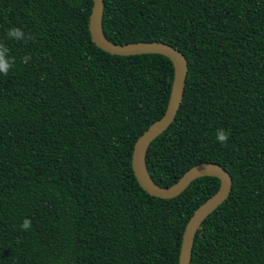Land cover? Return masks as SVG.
<instances>
[{"label": "trees", "instance_id": "1", "mask_svg": "<svg viewBox=\"0 0 264 264\" xmlns=\"http://www.w3.org/2000/svg\"><path fill=\"white\" fill-rule=\"evenodd\" d=\"M105 3L112 40L172 42L188 58L176 118L147 151L155 180L171 185L201 160L234 176L192 264H264V0ZM93 6L0 0V43L15 58L0 74V264H179L192 214L221 185L205 174L165 198L140 184L134 144L164 114L174 64L99 46ZM13 26L33 40L8 38Z\"/></svg>", "mask_w": 264, "mask_h": 264}, {"label": "water", "instance_id": "2", "mask_svg": "<svg viewBox=\"0 0 264 264\" xmlns=\"http://www.w3.org/2000/svg\"><path fill=\"white\" fill-rule=\"evenodd\" d=\"M105 0H94L90 17V29L93 40L105 50L122 55L158 52L168 56L174 64V78L168 104L164 114L152 122L140 134L134 144L132 167L140 184L151 194L171 198L183 193L191 182L205 174L218 175L221 178L220 187L202 202L192 214L183 237L179 264H192L196 235L206 217L219 207L232 192L234 176L221 162L201 160L194 163L171 185L157 182L147 166V151L152 141L164 132L176 118L181 105L186 77L189 68L188 58L183 49L172 42L163 40H139L120 43L112 40L104 28Z\"/></svg>", "mask_w": 264, "mask_h": 264}, {"label": "clouds", "instance_id": "3", "mask_svg": "<svg viewBox=\"0 0 264 264\" xmlns=\"http://www.w3.org/2000/svg\"><path fill=\"white\" fill-rule=\"evenodd\" d=\"M6 34L7 37L11 39L33 40L32 34H28L27 37H25V33L20 28H17L15 26L7 30ZM9 51L10 49L5 44L0 43V74H4L5 76L8 74L9 70L15 63V58L9 56ZM29 59H31L30 56H25L23 58V62L27 63ZM230 134V130L225 131L224 128H219L216 131V139L220 144L227 146ZM31 226V220L29 219H24L23 223L20 225L23 230H29Z\"/></svg>", "mask_w": 264, "mask_h": 264}]
</instances>
